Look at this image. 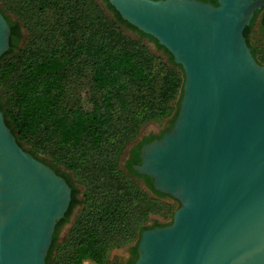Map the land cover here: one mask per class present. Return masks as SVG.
Returning <instances> with one entry per match:
<instances>
[{
  "label": "water",
  "instance_id": "1",
  "mask_svg": "<svg viewBox=\"0 0 264 264\" xmlns=\"http://www.w3.org/2000/svg\"><path fill=\"white\" fill-rule=\"evenodd\" d=\"M107 1L167 48L184 72L171 129L145 143L134 166L180 205L171 223L142 230L131 264H264V64L243 33L264 0ZM10 32L0 11V58ZM0 134L60 186V199L40 226L37 260L47 264L72 187L17 142L1 107ZM7 224L0 219V264H9Z\"/></svg>",
  "mask_w": 264,
  "mask_h": 264
},
{
  "label": "trees",
  "instance_id": "2",
  "mask_svg": "<svg viewBox=\"0 0 264 264\" xmlns=\"http://www.w3.org/2000/svg\"><path fill=\"white\" fill-rule=\"evenodd\" d=\"M105 1L110 14L97 0H17L12 7L17 19L5 15L11 28L10 46L0 58V69L2 62L10 64L13 73L9 102L2 101L0 93L5 123L24 149L57 173L61 171L55 164L61 163L78 179L96 183L83 192L84 199L89 194L101 197L97 206L92 204L85 211V221L79 218L80 224L91 225L71 234L69 244H58L64 220L57 222L47 264L56 247L63 248L65 257L71 254L68 264L104 263L106 241L120 224H128L131 211L136 209L139 215L145 208L134 176L144 177L157 196L168 195L155 189L153 178L139 174L133 164L140 163V146L171 129L180 104L183 68L167 48ZM203 1L217 4V0ZM256 19L264 31V7L255 10L243 32L257 59L249 38ZM122 26L135 30L138 37L127 34ZM145 37L161 53L153 51ZM163 119H168L166 127L146 137L135 158L127 161L128 170L121 169L125 146L146 123ZM49 157L52 161L45 159ZM61 174L72 187L74 209L82 202L78 189L65 172ZM151 227L138 225L137 231Z\"/></svg>",
  "mask_w": 264,
  "mask_h": 264
},
{
  "label": "rangeland",
  "instance_id": "3",
  "mask_svg": "<svg viewBox=\"0 0 264 264\" xmlns=\"http://www.w3.org/2000/svg\"><path fill=\"white\" fill-rule=\"evenodd\" d=\"M16 2L17 0H0V11L12 20L17 19V16L12 9V7L15 6ZM97 2L103 8H105L108 14L111 13V11L106 7L105 0H97ZM50 17H52V13H50ZM22 26H24L23 22H21V29ZM122 28L127 34L131 35L132 37H138V33L135 30L126 28L124 26H122ZM22 32L26 33V30L22 29ZM249 38L251 43L256 48V57L258 61L264 64V31H261L258 19H256L251 30L249 31ZM143 40L153 51H156V53H161L160 51L156 50L154 41L150 40L147 37L143 38ZM12 78L13 73L11 72V65L5 64L3 66L2 62V67L0 69V93L3 94L2 101L7 100L9 102L10 96L8 94L10 87L12 86ZM181 96L182 92L179 96L180 99ZM167 121L168 119L148 122L143 127H141L138 134L149 131L160 132V130H162L167 125ZM132 141H130L125 146L120 156L119 167L121 169L125 170L123 163V153ZM45 159L52 161L50 157ZM55 165L59 168L60 171L65 172L68 175L70 181L78 189L77 196L82 200V202L76 205L72 210L69 220L59 227L57 242L58 244L61 243V245H63L64 243L69 244V240L73 239V235L71 234H73L75 231L82 229V227L91 225L80 224L79 218L85 221L83 214L89 207L92 206V204L93 206H97L99 204V201H101V197L89 194L86 199H84L83 192H86L88 189L95 188L94 186L96 183L93 184L92 182H84L78 179L72 171L61 166V163H56ZM133 180H135V183L143 192V203L145 208L139 213V215L136 209L131 211L128 218V224H120L118 230L116 232L114 231L113 233L115 235H113L110 239L106 241V243H108V251L106 253L103 264H121V258L127 256V247L130 245H135L139 241L141 233L139 234V232L137 231V226H151L153 222H158L161 225H167L171 223L173 213L175 209L178 208L180 205L179 201L170 195L157 196L145 185L144 182L139 180V178L135 177ZM100 184L102 185V183ZM98 186L99 185H96V187ZM132 220H134V222ZM68 250H70V248ZM70 255L71 254L68 253L65 257L63 248L61 247V249H58V247H56L53 251L51 264H68L67 256ZM82 264H95V262L91 260H85Z\"/></svg>",
  "mask_w": 264,
  "mask_h": 264
},
{
  "label": "bare ground",
  "instance_id": "4",
  "mask_svg": "<svg viewBox=\"0 0 264 264\" xmlns=\"http://www.w3.org/2000/svg\"><path fill=\"white\" fill-rule=\"evenodd\" d=\"M226 50L230 56L234 52L230 44ZM60 191L56 181L5 145L0 134V219L9 223L4 235L9 264H38L40 226Z\"/></svg>",
  "mask_w": 264,
  "mask_h": 264
},
{
  "label": "flooded vegetation",
  "instance_id": "5",
  "mask_svg": "<svg viewBox=\"0 0 264 264\" xmlns=\"http://www.w3.org/2000/svg\"><path fill=\"white\" fill-rule=\"evenodd\" d=\"M264 7V6H263ZM166 127V126H165ZM161 131V130H160ZM160 132H153V131H149V132H143V133H139L138 134V136L136 137V139H134L130 144H129V146L127 147V149L124 151V153H123V163H124V168H125V170H126V167H125V165L127 164V161H129L130 159H134L135 158V156H136V151H137V148H138V145L146 138V137H151L152 135L154 136H156V135H158ZM154 139H156V138H154ZM145 144V143H144ZM143 144V145H144ZM142 145V146H143ZM142 146H140V148L142 147ZM139 148V149H140ZM140 153H141V150L139 151V157H140ZM135 165H137V162H135L134 164H133V166H135ZM135 168V167H134ZM128 170V169H127ZM126 170V171H127ZM62 173V171L61 172H59V174H61ZM62 175V174H61ZM63 176V175H62ZM64 177V176H63ZM135 177H137V178H139V180H141L142 182H144L145 183V185L147 186V183H146V181H145V179H144V177H141V176H134V178ZM153 185V184H152ZM155 194V193H154ZM160 196V195H159ZM78 197V196H77ZM71 202V201H70ZM72 207L70 206V204H69V207H68V209L66 210V212H65V214H64V216L61 218V219H63L64 220V222L63 223H65L66 221H68L69 220V217H70V215H71V212H72ZM65 218V219H64ZM60 219V220H61ZM63 223L61 224V226L63 225ZM154 223L155 222H153V224H152V226L154 227L155 225H154ZM158 223V222H157ZM127 256H125V257H123V258H121V264H131V262H130V260H132V259H136L135 257H137L136 255H137V247L135 248V251H134V245H130V246H128L127 247Z\"/></svg>",
  "mask_w": 264,
  "mask_h": 264
}]
</instances>
